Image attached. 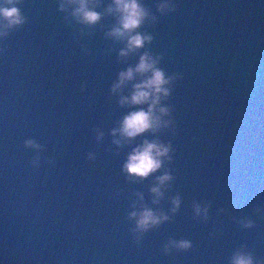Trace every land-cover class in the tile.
<instances>
[{
	"label": "water",
	"instance_id": "95a60500",
	"mask_svg": "<svg viewBox=\"0 0 264 264\" xmlns=\"http://www.w3.org/2000/svg\"><path fill=\"white\" fill-rule=\"evenodd\" d=\"M90 2L101 17L86 25L68 0H18L24 23L0 37V258L230 264L241 250L264 264V0H173L164 12L141 0L149 17L137 31L152 40L126 56L124 42L106 35L117 22L111 0ZM144 51L178 75L161 101L172 122L126 141L111 130L145 106L118 103L131 82L111 87ZM145 138L170 143L172 158L130 176L122 165ZM165 170L172 179L153 203L150 188ZM141 206L168 219L134 231L128 214ZM169 239L191 247L165 251Z\"/></svg>",
	"mask_w": 264,
	"mask_h": 264
},
{
	"label": "clouds",
	"instance_id": "9594fccd",
	"mask_svg": "<svg viewBox=\"0 0 264 264\" xmlns=\"http://www.w3.org/2000/svg\"><path fill=\"white\" fill-rule=\"evenodd\" d=\"M68 3L74 5L71 15L80 23L86 25L95 24L99 21L101 13L95 10L90 0H68ZM60 7L65 8L61 3ZM157 11L164 12L175 7L173 0H158ZM107 12L116 15V24L106 33V35L124 42V47L119 50L120 56H126L135 52L137 49L144 47L145 43L152 40L149 33L137 31L149 17V11L141 0H111L107 6ZM24 16L18 7V0H0V37L6 36L9 29L20 26L24 23ZM159 55L153 57L148 52H142L135 65H129L126 69L117 74V79L112 84L111 90L118 92L131 82V88L128 95H121L118 103L136 107L128 111L120 120L119 127L112 129L113 135L119 133V136L126 141L141 135L146 131L156 132L161 127H167L171 122L170 107L161 104V101L170 94V84L178 78L177 74L166 75L164 70L158 67ZM168 116V119L162 117ZM117 145L120 140L113 141ZM26 147H40L32 138L24 140ZM172 145L161 142L159 139H143L127 154V158L122 165V170L128 175L144 178L150 173L161 168L163 159L171 160L170 152ZM35 163V161H33ZM156 183L150 188L154 194L153 203H156L163 196L161 190L166 182L171 180V174L165 170L163 174L157 176ZM142 200L143 197L137 194ZM172 207L170 211L175 212L180 204L179 197H173L171 200ZM197 215L207 214V205L203 208L199 204L194 205ZM130 218L135 220L134 231L144 232L160 222L167 220L168 216L160 211L153 210L147 206H141L140 210H133L129 214ZM251 222L246 221L245 226ZM169 245L178 249H187L191 247V242L184 240L169 239L164 245L167 251ZM0 264H5L3 258H0ZM230 264H256L252 255L246 251L237 250L230 257Z\"/></svg>",
	"mask_w": 264,
	"mask_h": 264
}]
</instances>
